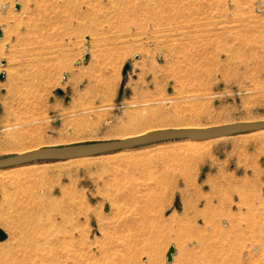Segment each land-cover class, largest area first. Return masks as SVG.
<instances>
[{"label":"rangeland","instance_id":"obj_1","mask_svg":"<svg viewBox=\"0 0 264 264\" xmlns=\"http://www.w3.org/2000/svg\"><path fill=\"white\" fill-rule=\"evenodd\" d=\"M0 29V157L264 120V0H0ZM2 235L0 264H264V130L0 169Z\"/></svg>","mask_w":264,"mask_h":264},{"label":"water","instance_id":"obj_2","mask_svg":"<svg viewBox=\"0 0 264 264\" xmlns=\"http://www.w3.org/2000/svg\"><path fill=\"white\" fill-rule=\"evenodd\" d=\"M15 7L19 8V4H16ZM0 36H2L1 29ZM87 60L88 55L85 56V61ZM130 69V63H126L122 71L123 78ZM1 79H3V74H0V80ZM260 130H264V120L237 122L198 129L155 130L133 138L42 147L23 154H13L0 157V169L21 166L39 161H66L83 157H95L155 142L184 139L203 141L229 137L237 134L251 133ZM4 238L5 236L2 235L0 240ZM174 253L175 248L171 246L166 253V261L168 263L172 261Z\"/></svg>","mask_w":264,"mask_h":264},{"label":"bare ground","instance_id":"obj_3","mask_svg":"<svg viewBox=\"0 0 264 264\" xmlns=\"http://www.w3.org/2000/svg\"><path fill=\"white\" fill-rule=\"evenodd\" d=\"M29 20V19H28ZM31 21V20H30ZM36 22V21H35ZM26 24V23H25ZM27 25H28V22H27ZM30 25H31V23H30ZM34 25V24H33ZM16 26V25H15ZM29 26V25H28ZM177 126L176 127H159V128H155V127H153V128H146V129H141V130H134V131H129V132H125V133H123L122 134V137L119 139V140H121V139H127V138H133V137H138V136H142V135H144V134H146V133H148V132H151V131H155V130H165V129H191V128H193V129H198V128H207V126L206 125H201V124H193V123H188V124H176ZM165 126H166V124H165ZM210 127V126H209ZM222 138H225V137H222ZM222 138H217V139H222ZM184 140H186V142H194V141H196V140H190V139H184ZM209 140H211V139H209ZM212 140H215V139H212ZM203 141H205V140H203ZM39 148H42V147H39V145L38 146H27V147H23V148H19L18 149V152L17 153H15V154H23V153H27V152H31V151H33V150H36V149H39ZM127 150V149H126ZM198 153V152H197ZM200 155V154H199ZM83 158H89V157H83ZM77 159H80V158H77ZM71 160H75V159H71ZM87 211V210H86ZM142 231V230H141ZM198 239V238H197ZM199 242V241H198ZM204 243V242H203ZM202 245V244H201ZM34 252V251H33ZM39 255H41L42 256V258H44L43 260L45 261L46 259L45 258H47V254L46 255H44V256H46V257H43V254H39ZM35 256H38L37 254H35ZM51 256V255H50ZM49 257V256H48ZM27 258V257H26ZM31 258V257H30ZM35 258V257H34ZM37 258H39L40 259V257H36V260H37ZM29 259V258H28ZM33 259V258H32ZM31 260V259H30ZM35 260V261H36ZM47 260H49V259H47ZM85 261L83 262V264H92L91 263V261L89 260V258H85L84 259ZM52 261V260H51ZM82 261V260H81ZM55 262V261H54ZM77 263H78V261H76ZM36 263V262H35ZM37 263H38V261H37ZM41 263V262H40ZM22 264H23V262H22ZM25 264V263H24ZM54 264V263H53ZM69 264V263H68ZM75 264V263H74ZM78 264H81V262L79 261V263ZM115 264V263H114Z\"/></svg>","mask_w":264,"mask_h":264}]
</instances>
